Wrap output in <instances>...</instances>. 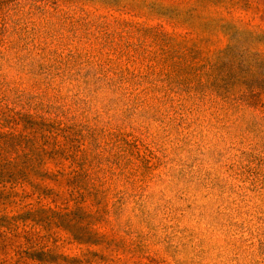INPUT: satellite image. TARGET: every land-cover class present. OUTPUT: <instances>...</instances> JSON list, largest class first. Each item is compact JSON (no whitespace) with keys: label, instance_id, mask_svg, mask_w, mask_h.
<instances>
[{"label":"rangeland","instance_id":"obj_1","mask_svg":"<svg viewBox=\"0 0 264 264\" xmlns=\"http://www.w3.org/2000/svg\"><path fill=\"white\" fill-rule=\"evenodd\" d=\"M0 112V264H264V0H0Z\"/></svg>","mask_w":264,"mask_h":264},{"label":"trees","instance_id":"obj_2","mask_svg":"<svg viewBox=\"0 0 264 264\" xmlns=\"http://www.w3.org/2000/svg\"><path fill=\"white\" fill-rule=\"evenodd\" d=\"M2 117H3V114L0 112V156L4 153H9V151L13 150L12 145H11V139L9 138V135H13V133H14L13 131H11V132L10 131L9 132H3L2 131V129L5 126L1 121ZM9 168H10L9 162H3V163L0 162V177L3 176L5 171L8 170ZM0 182L5 183L8 181H4V179L1 178ZM3 237L7 238L8 236L0 234V247L1 248L5 247V246H1L3 243L2 241H5V240H3Z\"/></svg>","mask_w":264,"mask_h":264}]
</instances>
